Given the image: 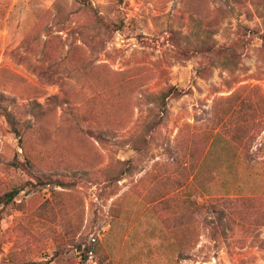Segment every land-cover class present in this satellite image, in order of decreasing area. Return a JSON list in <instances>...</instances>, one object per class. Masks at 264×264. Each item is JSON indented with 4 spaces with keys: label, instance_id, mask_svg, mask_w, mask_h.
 <instances>
[{
    "label": "rangeland",
    "instance_id": "rangeland-1",
    "mask_svg": "<svg viewBox=\"0 0 264 264\" xmlns=\"http://www.w3.org/2000/svg\"><path fill=\"white\" fill-rule=\"evenodd\" d=\"M13 189L0 264H264V0H0Z\"/></svg>",
    "mask_w": 264,
    "mask_h": 264
},
{
    "label": "trees",
    "instance_id": "trees-1",
    "mask_svg": "<svg viewBox=\"0 0 264 264\" xmlns=\"http://www.w3.org/2000/svg\"><path fill=\"white\" fill-rule=\"evenodd\" d=\"M82 5L84 7L90 6L87 2H84ZM179 94L180 93L176 89H170L169 91L162 94V96H161L162 97V110L163 111L166 110L167 99H169L171 96L179 95ZM6 119L10 123V125H12V127L14 128V131L17 133V129L15 128L14 118L11 117L10 114H7ZM19 192L20 191L18 189H13V190L3 194L2 196H0V206L4 207V206L10 205L14 201L16 196H18ZM239 199H249V198H238V200ZM235 201H237L236 197H226V198L218 197L216 199H213L210 202H207L204 205H201V208H206L208 210H211L214 214L218 215V218L224 217V215H225L224 209L219 208V205L220 204H226V203L230 204V203H234ZM86 254H87V256H91L93 254V251L91 249H88Z\"/></svg>",
    "mask_w": 264,
    "mask_h": 264
}]
</instances>
